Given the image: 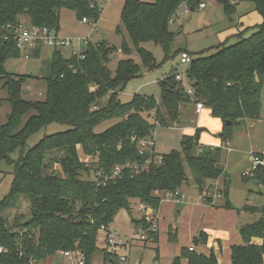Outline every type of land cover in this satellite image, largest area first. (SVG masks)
I'll return each mask as SVG.
<instances>
[{
    "label": "trees",
    "instance_id": "obj_1",
    "mask_svg": "<svg viewBox=\"0 0 264 264\" xmlns=\"http://www.w3.org/2000/svg\"><path fill=\"white\" fill-rule=\"evenodd\" d=\"M218 1L228 14L234 13L239 3H252L263 22L240 31L234 43H227L229 38L226 39L216 52L190 53L192 61L185 76L193 95L177 80L179 72L174 69L159 82V99L139 93L128 102L120 99V91L131 79L142 75L144 68L158 66L153 52L142 44L152 41L161 45L165 60L185 51L173 49L176 33L170 25L183 2L194 10L201 0H125L117 31L126 33L128 39L124 38L121 47L105 39L90 42L83 48V59L78 55L66 57L61 49L53 51L49 70L43 74L47 82L44 100L23 98L24 84L35 74L6 70L9 59L23 55L14 33L8 39L0 35V79H4L12 106L7 122L0 115V160L12 162L11 154L24 148L30 136L50 123L69 126L67 130L45 135L17 160L10 192L0 201V264H41L59 250L83 255L87 264H98L94 257L102 251L103 261L99 264H121L117 254L98 246V234L102 226L112 225L122 209L131 211L132 199L156 212L163 193L179 190L192 179L199 193L210 201L205 192L207 185L218 180L225 170L222 146L202 145L201 129L194 135H185L180 150L168 153H157L153 145L141 150L139 141L152 138L156 125L170 127L178 123L183 105L191 101L203 102L213 116L223 121V143L234 138L237 126L260 117L264 0ZM65 8L74 10L79 20L88 18L93 22L99 20L102 12L97 0H0V27L4 31L12 25L14 32L27 17L30 25L58 32ZM248 30L252 33L245 36ZM119 49L128 57L120 59L112 71L108 63ZM135 50L143 65L130 57ZM42 52L41 48L35 49L31 58H41ZM30 112L22 125L23 117ZM109 119L114 120L113 124L98 131L97 127ZM81 155L92 161L82 160ZM118 165L122 170L113 177ZM134 165L142 167L136 170ZM243 177H252L264 185V167ZM225 183L224 193L228 197ZM23 201L28 203L29 215L17 212L11 220V213L20 210ZM226 206L231 208L229 201ZM243 210L263 214L239 228L241 242L230 247L231 264H264V207L246 205ZM133 222L145 229L150 226L144 216ZM148 236L155 242L159 240L158 231L148 232ZM169 240H177L173 227L169 228ZM207 241V233L200 231L193 244ZM183 259L187 264H221L214 248L205 252L183 246L171 264H183Z\"/></svg>",
    "mask_w": 264,
    "mask_h": 264
},
{
    "label": "rangeland",
    "instance_id": "obj_2",
    "mask_svg": "<svg viewBox=\"0 0 264 264\" xmlns=\"http://www.w3.org/2000/svg\"><path fill=\"white\" fill-rule=\"evenodd\" d=\"M206 4L204 8L196 7L188 13L178 15L175 22L171 23L170 28L176 33L175 40L173 42V49L187 50L195 55L210 54L216 52L224 42V39L231 36L234 29L240 25L241 17H244L247 21L251 15L257 10L254 9V5L249 2H242L237 5V9L234 13L228 14L224 9V5L218 0H201ZM102 12L97 22L90 21V23H84L79 20L76 16V12L72 9L65 8L61 11L60 30L58 35L64 39H72L74 46L78 47L81 40L86 37L96 42L100 40H109L111 45L121 47L124 38L128 39L127 34L123 35L117 31V27L121 24V11L125 0H97ZM254 9L252 12L248 10ZM182 8L179 9V12ZM184 11V9H183ZM258 12V11H257ZM259 13V12H258ZM24 23L29 24V18L23 17ZM26 20V21H25ZM23 22V20H22ZM250 32V31H249ZM246 32L244 35L249 36L252 32ZM103 35H109V39L103 37ZM99 37V38H98ZM238 40L236 35H233L227 43H234ZM148 50H151L156 58L158 66L154 69H143V73L131 79L123 91H120V99L122 102H128L132 99L135 93L147 94L160 98L161 88L159 82L166 78L174 69L183 75V84L185 87L189 86V83L185 76V70L187 64L181 63L180 55L177 53L170 59L165 60V52L161 45L155 42H146L142 44ZM173 50V51H174ZM72 47H66L63 49V53L66 57L72 54ZM117 57L112 58L108 63L109 68L115 71L118 65V61L122 58L128 57L118 51L115 54ZM33 57V56H32ZM44 57V58H43ZM50 49H44L41 58H25L24 56L18 58L9 59L5 68L8 72L13 74H25L34 73L35 77L26 81L24 84V90L22 96L27 100H44L47 96V82L43 77L49 70L51 61ZM130 57H133L140 65H143L141 59L135 50ZM143 67V66H142ZM179 81V80H178ZM9 98V91L7 87H4V79H0V115L2 121L5 123L8 121V115L12 111V106ZM188 104L196 105L197 102L191 101ZM32 113L26 114L22 119V125L26 122ZM182 115L190 118V123L179 127H164L156 125L154 128L153 136L155 137L156 150L160 153H168L172 150H180L182 145V139L185 135H194L199 130L200 135L209 131L207 127H202L200 124V118L197 114L189 113V111H183ZM151 123L155 121L150 118ZM114 120L109 119L102 122L98 127V131H102L111 124ZM250 123H252L250 125ZM69 126L60 123H50L43 127L40 131L33 134L28 138L24 148H17L12 154V162L7 160H0V201L3 200L10 192L14 171L17 160H19L21 154L26 152L29 148L37 144L45 135L53 134L56 132L67 130ZM223 131V121L221 123V129L215 134L211 133L213 137L222 139L220 134ZM233 147L232 152L227 151V145ZM222 153V165L224 166V174L217 180V192L215 198L218 208L228 209L233 214H228L227 220L225 221V230L231 234V241H238L240 243L241 236L239 234V228L248 222H253L258 219L263 213L262 212H250L244 211L246 205H252L257 207H264V185L258 184L254 178L245 179L243 172L250 167L252 163L253 151L264 152V84L262 89V108L260 117L252 120V122H245L241 126H237L235 129L234 138L231 141L224 142ZM24 149V151H23ZM82 160L91 162L92 158L89 156L81 155ZM186 170L191 175L190 169L186 166ZM192 182V179L189 180ZM216 181V180H215ZM228 185V197L225 196L226 182ZM211 182V181H210ZM193 183V182H192ZM213 184L215 182L213 181ZM185 184L183 185V187ZM194 191V198L186 194L187 201H196L198 191ZM190 190V192H193ZM218 191V190H217ZM206 195L210 198V201L205 200L206 203L212 204L214 201L215 189L211 185H207L205 190ZM212 198V199H211ZM228 201L231 204V208L226 206ZM143 204V203H142ZM139 205H134L133 211L130 213L133 216H139L141 214ZM27 201H23L21 208L18 211L11 213V220L14 218L17 212L25 213V216L29 215ZM177 214V211L175 212ZM226 215V214H224ZM201 216V214L199 215ZM213 220H219L223 222L225 218L216 216ZM220 218V219H219ZM120 223V230L123 234H128L134 230L135 226L131 220L129 211L122 209L116 216L113 225ZM186 221L188 224L191 223L192 217L187 216ZM202 222V220H201ZM195 223V221L193 222ZM116 227V226H115ZM130 228V229H129ZM104 231H100L98 234V241L102 247H107V243L103 242L102 236ZM127 235V236H128ZM137 233L135 237H137ZM169 240V239H168ZM167 239L161 240L160 250L164 248L167 259H170V249L168 248L169 242ZM170 241V240H169ZM175 242V241H170ZM147 246H144L146 245ZM207 245V244H201ZM192 246V245H191ZM159 249L156 243L153 241H143L140 238L136 240L131 251V264H134V259L138 256L141 258L143 264H149L153 260L155 248ZM119 246L116 250H120ZM208 248V247H207ZM206 248V249H207ZM210 248L206 250L209 251ZM126 252V250H125ZM127 253V252H126ZM128 254V253H127ZM169 257V258H168ZM97 262L103 261V252L100 251L94 257ZM58 262H67V260L57 254L50 257L46 261H42L41 264H56ZM168 264V262H164Z\"/></svg>",
    "mask_w": 264,
    "mask_h": 264
},
{
    "label": "crops",
    "instance_id": "obj_3",
    "mask_svg": "<svg viewBox=\"0 0 264 264\" xmlns=\"http://www.w3.org/2000/svg\"><path fill=\"white\" fill-rule=\"evenodd\" d=\"M253 10L250 9L248 11L252 12ZM243 18L244 17H241L240 25L236 29L233 30V32L231 33L232 35L226 37L224 39V41L228 38L229 39L232 38L233 35H237L240 31H244L245 29L251 28V27L258 25V24H261L263 22L262 15L260 13H258L257 11L253 15H251V17H249L247 19V21ZM23 22H24V19H23ZM103 37L106 39H109V35H103ZM50 51H51V54H53V51L52 50H50ZM185 51H187V50H185ZM115 57H116V55L113 56V58H115ZM182 109H183V111H189V113L195 112V114H197L198 118H200L201 126L207 127L209 129L208 132H206L204 134L202 133V135H200V143L202 145H210V146H222L223 145L222 139L220 140L219 138H215L211 134V133L216 134L221 129L222 120L218 117L213 116L210 108L204 106L202 109H198L196 105L192 106V104H184ZM187 117H185L184 115L181 114L180 121L171 127H179V126L187 125L188 123H190V118H187ZM246 122H252V120L246 121ZM251 124L252 123H250V125ZM153 133H154V130H153ZM220 136H221V134H220ZM151 140H152V145L154 146V148L156 150L155 137L152 136ZM232 151H233V147H231V150L228 152H232ZM156 152L160 153L157 150H156ZM253 152H256V151H253ZM214 182H215V184H213V181L208 183L209 185H211L215 189V194L213 197L214 201L212 204L206 203L204 200V195H202V194H198L200 197H198V199H196V201H187L186 202L185 199L182 202H176L174 200H163L162 201L159 209L156 211V214L159 216V219H158L159 240H158V242H155V241H153V239H148V241H153L154 243L157 244V246H159V250H156L157 247L155 248V251H154L155 254L153 256V260L150 263L155 262L158 264H164V262L167 261L168 264H171V261L173 260V258L181 253V248L183 246H191V245L194 246V244H193L194 237L196 235H198L200 231H205L208 235L207 245H198V246H194V247H196L199 250L205 251V252L208 248H214L215 251L217 252V255L219 257V261L221 264H231L230 247H231V245L239 243V242L238 241H235V242L231 241V234L228 232V230H225L224 227H226L225 221L227 220V218H229L228 214H230V213L233 214V212H231L228 209L217 207V202H216L215 196H216L217 192H219V189H217V184H218L217 180ZM181 190L183 193L191 196V199L194 198V196H195L193 190L198 191L197 187L190 181H188L185 184V186L181 188ZM190 190L193 192H190ZM135 204L139 205L138 208H139L141 214L139 216H133L132 217V214H131L132 212L131 213L129 212V214L131 215L132 222H133V219H140L144 216V213L140 208L141 205H143V204L138 199H132L131 200V210L133 211ZM176 211H177V214L175 213ZM200 214H201V216H199ZM224 214H226V215H224ZM187 216L192 217V221L190 224H188L186 221ZM216 216H220L221 218H225V220L222 222L221 219L219 218L220 220H219V222H217V220H213L214 218H217ZM201 220H202V222H201ZM194 221H195V223H193ZM133 225L135 226V228H134V230H132L131 233H129V235L123 234V232L119 228L120 223H117V221H116V225L115 224L113 225V223L111 225L114 229H116L118 231V234L122 238H124V240L126 241V243L124 245L119 246L120 250L117 251L115 249V251H116V254L118 256H121V255L127 256L128 257V260H127L128 264H131V251L133 249V245L136 242V240L139 239V236L135 237V235H136L137 230L139 229L140 226H137L136 224H133ZM170 227H173L177 232V240L175 242H170L168 240ZM163 238L167 239L168 242L170 243L168 245L169 246L168 248L170 249V259L169 260L167 259V254H165V252H164V248L162 250H160V245H161L160 242ZM102 240H103V242L105 241V233L102 236ZM257 241L261 242V240H259V239H257ZM127 242H128V244H127ZM98 246L100 248H105V246L102 247L99 244V241H98ZM144 246H147V244ZM125 250L128 254L125 252ZM156 256L159 257V260H156ZM182 262H183V264H187L186 259H183ZM94 263L99 264L102 262H97L94 258ZM134 264H143L141 258L137 256L134 259Z\"/></svg>",
    "mask_w": 264,
    "mask_h": 264
},
{
    "label": "built area",
    "instance_id": "obj_4",
    "mask_svg": "<svg viewBox=\"0 0 264 264\" xmlns=\"http://www.w3.org/2000/svg\"><path fill=\"white\" fill-rule=\"evenodd\" d=\"M206 4L204 2H201L199 5V8H204ZM182 11L179 12L175 18H177L178 15H183V13H188L191 11V8L186 2H183L182 6ZM184 9V11H183ZM84 23H90L88 18H83L82 20ZM12 25H7L5 27V30L0 27V35H5L6 39L9 38L10 33H14L13 37L17 41V46L19 50L21 51L22 55L29 59L31 57L32 52L37 49L41 48L42 50L44 49H50L52 51H55L56 49H61L63 50L66 47H72V54L71 55H78L80 58H84L85 56L82 55V51L84 46H87L90 42H93L91 37H86L81 40V43L79 44L78 47L74 46L73 40L72 39H64L59 37L58 32L54 29H51L46 26H35V25H30V24H25L24 22H21L18 26L15 27L14 32L12 31ZM121 51V49H119ZM180 61L181 63L185 64H190L192 61V56L189 52L183 51L180 55ZM177 80L182 81L183 80V75L181 73H178L176 76ZM187 88V93L189 95H193V89L188 86ZM95 87H92V90H95ZM198 109H202L205 105L203 102L198 101L196 104ZM141 150L148 148L149 146L152 145V140L151 138L148 139H141L139 141ZM227 150L230 151L231 147L228 143L227 145ZM161 160L159 159V162ZM131 167V165H129ZM142 166L134 165V168L136 170L140 169ZM259 167H264V152L260 153H253L252 157V163L248 169H246L243 172L244 176H251ZM122 170V166L118 165L115 167L113 171V177H116L120 174ZM186 198V194L182 192L181 189L176 190V191H166L163 193V200H174L176 202H182ZM141 210L144 213V217L146 218L147 222L150 224L148 229H145L143 227H139L137 230V235L139 238L143 241H147L149 239L148 232H156L159 231V224H158V219L159 216L156 214L153 208L146 206L145 204L141 205ZM100 231H104L105 233V242L107 243V249L111 252L116 254L115 249L118 246L124 245L126 241L124 238H122L116 229H114L111 225L110 226H102ZM131 240V239H130ZM128 244V242H127ZM194 246H190V250H193ZM3 247L0 246V252H2ZM59 255L63 256L67 262H58L56 264H87L86 260L83 255H80L78 253H75L70 250H59L58 252ZM121 264H128L127 260L128 257L121 255L119 256ZM33 263V261H32ZM111 264V263H109ZM150 264H158L155 262H152Z\"/></svg>",
    "mask_w": 264,
    "mask_h": 264
},
{
    "label": "water",
    "instance_id": "obj_5",
    "mask_svg": "<svg viewBox=\"0 0 264 264\" xmlns=\"http://www.w3.org/2000/svg\"><path fill=\"white\" fill-rule=\"evenodd\" d=\"M228 122H230V121H228Z\"/></svg>",
    "mask_w": 264,
    "mask_h": 264
}]
</instances>
